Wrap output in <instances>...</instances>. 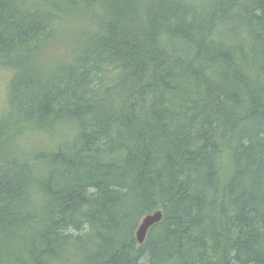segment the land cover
<instances>
[{
    "label": "trees",
    "instance_id": "obj_1",
    "mask_svg": "<svg viewBox=\"0 0 264 264\" xmlns=\"http://www.w3.org/2000/svg\"><path fill=\"white\" fill-rule=\"evenodd\" d=\"M0 66V264H264V0H0Z\"/></svg>",
    "mask_w": 264,
    "mask_h": 264
},
{
    "label": "rangeland",
    "instance_id": "obj_2",
    "mask_svg": "<svg viewBox=\"0 0 264 264\" xmlns=\"http://www.w3.org/2000/svg\"><path fill=\"white\" fill-rule=\"evenodd\" d=\"M74 44L71 41L62 42L61 40H57L53 43V45L49 48L48 54H50L51 58H55L60 54L67 53L68 55L71 53V49H73ZM13 74L12 69L8 67L0 66V116L7 111V102L9 101L10 93L9 92V80ZM68 125H57L50 132H56V137L58 139H63L62 141H66L71 137V133L69 130L71 127ZM26 147H31L33 150H49L53 147H42L44 145H49L50 143V135L43 132H35L30 133L24 136ZM23 141V140H22ZM39 147V148H38ZM55 147V146H54ZM141 264H146V262L142 261Z\"/></svg>",
    "mask_w": 264,
    "mask_h": 264
},
{
    "label": "water",
    "instance_id": "obj_3",
    "mask_svg": "<svg viewBox=\"0 0 264 264\" xmlns=\"http://www.w3.org/2000/svg\"><path fill=\"white\" fill-rule=\"evenodd\" d=\"M161 216L162 212L160 210H157L151 214L145 215L141 219L136 229V239L139 243L144 241L148 228L154 223L158 222L161 219Z\"/></svg>",
    "mask_w": 264,
    "mask_h": 264
}]
</instances>
